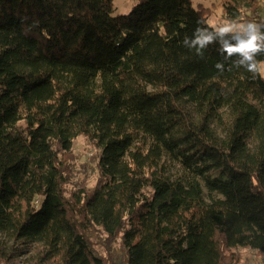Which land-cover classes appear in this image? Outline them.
I'll use <instances>...</instances> for the list:
<instances>
[{
    "label": "trees",
    "instance_id": "16d2710c",
    "mask_svg": "<svg viewBox=\"0 0 264 264\" xmlns=\"http://www.w3.org/2000/svg\"><path fill=\"white\" fill-rule=\"evenodd\" d=\"M220 3L225 20L264 24L259 0ZM113 12L0 0V263L32 246L27 264L264 258V78L219 42L184 45L212 29L191 0ZM80 136L100 150L98 178L68 189Z\"/></svg>",
    "mask_w": 264,
    "mask_h": 264
},
{
    "label": "rangeland",
    "instance_id": "374dc122",
    "mask_svg": "<svg viewBox=\"0 0 264 264\" xmlns=\"http://www.w3.org/2000/svg\"><path fill=\"white\" fill-rule=\"evenodd\" d=\"M136 0H113L114 12L113 17L126 15L130 12ZM192 6L196 8L201 6L208 9L209 13L206 16V23L212 28L213 26L222 24L225 20L223 18V9L220 0H191ZM259 11L253 16V19L261 17L264 20V0H259ZM254 22L243 21L241 23ZM264 78V71L260 73ZM72 151L75 155L74 160V176L68 189H71L75 184L84 185V187H94L98 178L97 162L100 155V150L95 147L85 136H80L73 140ZM175 173V170H174ZM10 243L8 244V246ZM119 244H115L117 248ZM17 249L20 246H15ZM28 252L22 255H17L13 264H27L32 257H36L35 252L32 250L33 246L27 248ZM101 252L100 248H96ZM238 256L239 264H264V258L256 254V251L245 248H238L233 250ZM3 264V263H0Z\"/></svg>",
    "mask_w": 264,
    "mask_h": 264
},
{
    "label": "clouds",
    "instance_id": "9594fccd",
    "mask_svg": "<svg viewBox=\"0 0 264 264\" xmlns=\"http://www.w3.org/2000/svg\"><path fill=\"white\" fill-rule=\"evenodd\" d=\"M264 24L255 22L241 23L237 20H224L222 24L207 28H197L192 38L185 37L183 43L189 49H195L198 56L210 45L219 42L220 53L225 58L238 57L236 67L258 74L264 71V61L257 57L264 54ZM216 69L223 72L224 64L217 63Z\"/></svg>",
    "mask_w": 264,
    "mask_h": 264
}]
</instances>
